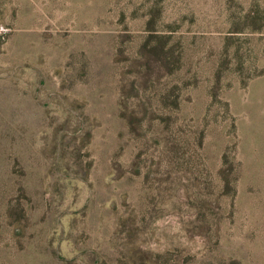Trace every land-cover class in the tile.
<instances>
[{"label": "rangeland", "instance_id": "374dc122", "mask_svg": "<svg viewBox=\"0 0 264 264\" xmlns=\"http://www.w3.org/2000/svg\"><path fill=\"white\" fill-rule=\"evenodd\" d=\"M0 264H264V0H0Z\"/></svg>", "mask_w": 264, "mask_h": 264}]
</instances>
